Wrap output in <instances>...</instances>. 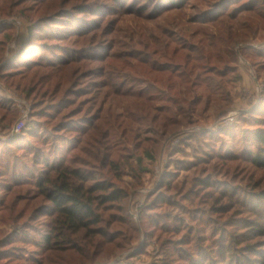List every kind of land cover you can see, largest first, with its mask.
Wrapping results in <instances>:
<instances>
[{
    "label": "trees",
    "instance_id": "trees-1",
    "mask_svg": "<svg viewBox=\"0 0 264 264\" xmlns=\"http://www.w3.org/2000/svg\"><path fill=\"white\" fill-rule=\"evenodd\" d=\"M241 1L199 0L196 13L190 15L184 0H170L166 18L158 21V16L150 17L152 25L142 26L137 35L128 36L130 42L123 43L116 35L115 25L120 26L124 19L112 18L113 12L92 28L84 26L86 22L79 23L81 18L74 20L75 10L83 13L89 8L83 0H0V17L6 19L0 22V88H16L19 97L25 94L28 98L37 92L36 97L49 99L53 111H45L41 100L32 106L35 116L48 117L45 122L52 123L55 132L54 142L44 139L34 152L35 164H43L41 171L36 167L20 170V154L12 150L0 152V236L7 232L3 225L14 228L8 239H0V245L17 239L23 244L14 246L13 254L0 250V264L5 259L23 260V264H79L81 259H88L90 252L83 250V245L88 244L91 233L106 234L102 223L107 204L121 203L129 195L128 189L109 177L106 170L121 177L124 167H128L140 179V170H152L146 160L155 161L172 134L196 124L203 112L214 110L221 115L238 106L239 90L247 74L241 58L252 60L261 70L253 53H263V49L239 50L238 45L264 30V11L252 6L231 7ZM107 3L94 2L93 8L97 12ZM12 16L28 19L31 24L23 29L18 21H10ZM47 23L58 26L44 29ZM104 33L109 37H104ZM55 38L63 43L51 45ZM98 40L111 43V51L105 57L95 58L83 51ZM40 46L45 50L42 53L38 51ZM28 54L36 58L29 60ZM86 59L92 66L85 70ZM83 76H97L86 85L85 93ZM233 87H239L238 91L233 92ZM85 101L96 105L88 107L89 116L83 123ZM103 103L109 104L107 110ZM0 108L5 109L0 114V125L11 121L8 111L21 114V108L14 109L6 98L0 99ZM38 122L44 126L43 121ZM11 126L8 123L5 128ZM24 133L25 130L18 132L17 140ZM255 137L258 146L264 147V129L256 131ZM131 143L141 147L142 153L123 155L122 148L125 150ZM23 150L27 155L29 150ZM47 150L55 154L54 159L48 157ZM6 151L10 152L7 156L3 155ZM247 158L251 166L244 164L243 168L251 177L248 184L253 185L264 167V150L262 155ZM229 159L222 163L232 176L234 165L227 163ZM90 167L93 169L89 171ZM204 169L199 166L195 171L203 176H195L200 183L197 191L211 186V180L204 176L212 173L202 172ZM28 173L34 177L33 182L27 178ZM100 174L102 177L98 178ZM6 176L10 181L3 180ZM229 191L215 190L203 193V198L197 197L194 203L206 201L212 208L207 209L210 221L199 223L207 227L211 221L214 223L215 212L226 206L219 207L224 198L235 200ZM260 198L262 201L264 195ZM250 229L256 236L264 237L262 221H256ZM231 238L235 243L245 241L236 233ZM252 239L254 235L246 240ZM220 247L223 252L229 249L227 245ZM261 259L246 257L238 264H264V255Z\"/></svg>",
    "mask_w": 264,
    "mask_h": 264
},
{
    "label": "rangeland",
    "instance_id": "rangeland-1",
    "mask_svg": "<svg viewBox=\"0 0 264 264\" xmlns=\"http://www.w3.org/2000/svg\"><path fill=\"white\" fill-rule=\"evenodd\" d=\"M98 1L109 4L98 8L97 13L93 4ZM198 1L184 0L190 15L196 13ZM83 4H87L89 8L83 13L75 10L74 20L81 18L79 23L83 21L84 25L86 22L84 26L92 28L113 12L112 18L122 17L124 20L120 26L115 25V22L111 25L117 27L116 35L120 41L128 43L131 41L128 36L137 35L142 26L154 23L153 20H149L150 17L158 16V21L166 18L169 13L167 8L171 2L170 0H119V2L83 0ZM235 6H249L248 8L252 6L263 12L264 0H243L231 7ZM123 8L124 11H122ZM15 16H12L10 21H18L17 24L20 23L23 29L31 24L30 20ZM5 20L0 17V22ZM50 26L58 25L47 23L43 28L49 29ZM103 36L109 37L106 33ZM84 39L83 37V45ZM100 41L95 42L97 44H91L88 48H83V51L86 50L95 58L105 57L111 51V43ZM62 43L56 38L50 41L51 45ZM238 47L239 50L249 49L257 52L263 49V53H253L261 64V70L254 66L252 60L249 62L245 57L241 58L243 71L247 74H245L244 85L239 90L241 96L238 106L221 115H216L214 110H210L208 114L203 112L198 116L196 124L181 128V131L172 134L170 139L166 140L158 158L155 161L146 160V166L152 170H140V179L134 177L128 167H124L125 172L121 177H115L112 172L106 170L109 177L116 179L128 189L129 195L121 203L107 204L103 212L105 222L102 223L107 229L106 234L91 233L87 236L88 244L83 245V250L90 252L87 255L90 257L81 259L79 264H212L213 261H216V264H238L240 259L246 261V257L262 261L264 252L258 251L264 249V237L256 236V232L250 227L255 226L256 221L264 223V199L261 201L260 198L264 195V167L260 168V176H257L253 185H249L251 177L244 170L243 165L251 166V161L247 157L262 155L264 150L263 145L258 146L255 137L256 131L264 129V30L255 38L241 41ZM38 51L42 53L45 50L40 46ZM47 53L50 54L51 51L47 50ZM26 57L29 60L36 58L32 54ZM86 60L88 66L85 70L92 66L89 60ZM96 79L97 76L93 78L83 76V93H85L86 85ZM238 88L233 87L232 91L234 92L235 89L238 91ZM14 89L16 88L8 87L6 90L0 88L1 100L6 98L12 103L14 109L17 106L21 108L19 115L16 111H8L11 121L2 122L0 125V152L12 150L11 152L20 154L21 160L17 165L20 170L25 171L29 167H36L38 171H41L44 168L43 164L41 162V164H35L34 152L41 146L44 139L50 143L54 142L55 132L52 129L53 124L46 123L48 122L46 115L35 116V108L32 104L36 100H41V107L45 111L53 110L49 108L51 106L48 105L49 99L42 96L36 97L37 92H33L28 98L25 94L19 97ZM86 96L83 95V98ZM91 105L96 104L93 101L83 102V123L89 116L88 107ZM103 105L106 110L109 108L108 103ZM3 113L5 109L0 108V114ZM23 120L25 126L22 130L26 133L17 140L16 125ZM39 120L43 121L44 126L39 124ZM6 123H11V128H5ZM163 139L161 138V143H164ZM17 146H21V149L18 150ZM23 148L29 150L27 155L24 154ZM47 151L48 157L51 156L50 159H54L55 154L51 155V150ZM142 151V148L134 143L127 146L125 150L122 148L123 155L127 156L142 153ZM8 153L10 152L6 151L3 155L7 156ZM64 153L65 151L62 155ZM229 156L237 160H230ZM225 159H229L227 163L231 162L234 165L232 176L222 163ZM136 163H138L137 159ZM199 166H205L206 169L202 172L207 171L212 175L204 176L205 179L211 180V186L205 185L197 191L200 183L195 180V176L201 172L195 171ZM91 169L93 168H88L89 171ZM29 175L28 173L27 178L33 182L34 177ZM254 176L255 174L252 177ZM97 177L101 178L102 175ZM199 177L203 176L199 175ZM3 180L10 181V178ZM169 180L171 183L168 182ZM228 188L230 189L228 195L235 197V200L224 198L219 207L226 206L220 208L221 211L215 212L214 223L211 221L210 226H203V223L210 221L211 214L207 209L212 208L205 204L206 201L194 203L195 200L199 195L203 198L205 192ZM1 194L2 190H0ZM252 221L254 224L250 225ZM2 227H5L7 232L0 236V239L4 237L8 239L14 228L10 224ZM235 233L237 237L245 241L235 243L231 238ZM251 235H254V239L246 240ZM210 236H212L211 239ZM8 242H5V246L0 245V250L12 251L9 254L15 251L12 250L14 246H23L20 239ZM249 243L252 245L248 246ZM221 244L227 245L229 249L223 252ZM21 263L23 264V260L21 262L4 260V264Z\"/></svg>",
    "mask_w": 264,
    "mask_h": 264
},
{
    "label": "built area",
    "instance_id": "built-area-1",
    "mask_svg": "<svg viewBox=\"0 0 264 264\" xmlns=\"http://www.w3.org/2000/svg\"><path fill=\"white\" fill-rule=\"evenodd\" d=\"M231 116H233V115H231ZM24 126H25V121L23 120L22 122H20V123H18V124L16 125V129H15V131H16V132H21L22 129L24 128Z\"/></svg>",
    "mask_w": 264,
    "mask_h": 264
},
{
    "label": "crops",
    "instance_id": "crops-1",
    "mask_svg": "<svg viewBox=\"0 0 264 264\" xmlns=\"http://www.w3.org/2000/svg\"><path fill=\"white\" fill-rule=\"evenodd\" d=\"M245 80H246V76H245Z\"/></svg>",
    "mask_w": 264,
    "mask_h": 264
}]
</instances>
